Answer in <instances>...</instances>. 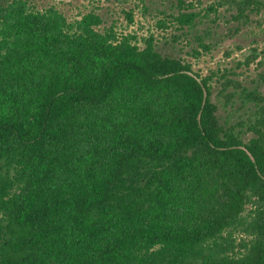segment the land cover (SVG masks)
Listing matches in <instances>:
<instances>
[{
	"label": "trees",
	"instance_id": "trees-1",
	"mask_svg": "<svg viewBox=\"0 0 264 264\" xmlns=\"http://www.w3.org/2000/svg\"><path fill=\"white\" fill-rule=\"evenodd\" d=\"M102 23L0 8V264H264V96Z\"/></svg>",
	"mask_w": 264,
	"mask_h": 264
},
{
	"label": "rangeland",
	"instance_id": "rangeland-1",
	"mask_svg": "<svg viewBox=\"0 0 264 264\" xmlns=\"http://www.w3.org/2000/svg\"><path fill=\"white\" fill-rule=\"evenodd\" d=\"M10 0H0V8ZM239 15L235 0H27L44 11L60 10L71 22L88 12L103 19L102 28L131 34L140 46L149 37L164 55L189 62L211 82L212 100L223 123L247 128L255 109L243 88L264 96V0ZM193 13L192 22L180 13ZM252 132H247L248 140ZM238 244L242 237L236 233ZM238 250V249H237Z\"/></svg>",
	"mask_w": 264,
	"mask_h": 264
}]
</instances>
